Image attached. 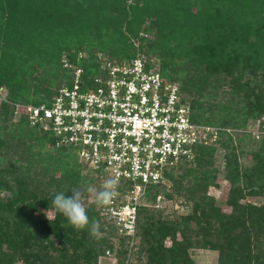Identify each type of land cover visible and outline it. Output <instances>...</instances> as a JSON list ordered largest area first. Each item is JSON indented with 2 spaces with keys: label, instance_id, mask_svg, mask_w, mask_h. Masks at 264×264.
Returning a JSON list of instances; mask_svg holds the SVG:
<instances>
[{
  "label": "trees",
  "instance_id": "1",
  "mask_svg": "<svg viewBox=\"0 0 264 264\" xmlns=\"http://www.w3.org/2000/svg\"><path fill=\"white\" fill-rule=\"evenodd\" d=\"M136 55L153 58L177 84L192 121L231 131L219 130L212 144L194 147L191 160L166 168L164 182L146 186L137 259L127 264H197L194 247L215 251L216 264H264V136L235 131L264 115V0H0V87L10 102H0V264H96L106 251L126 252L128 237L99 216L90 194L87 215L100 222L99 238L55 212V192L102 190L99 175L12 103L48 105L73 68L91 86L101 61ZM217 144L222 163L214 166ZM243 154L247 164L238 161ZM219 171L229 212L207 194ZM182 192L187 213L170 218L155 208L156 195ZM253 196L262 199L242 201Z\"/></svg>",
  "mask_w": 264,
  "mask_h": 264
},
{
  "label": "built area",
  "instance_id": "2",
  "mask_svg": "<svg viewBox=\"0 0 264 264\" xmlns=\"http://www.w3.org/2000/svg\"><path fill=\"white\" fill-rule=\"evenodd\" d=\"M153 60L136 55L101 61L102 73L93 77L91 86L81 80L82 68L75 67L70 84L60 86L48 105L12 103L15 114L50 131L55 146L75 148L78 160L99 175L101 186L118 177L117 195L108 205L98 204V213L129 244L136 236L146 186L164 182L166 168L191 160L194 147L214 142L219 130L231 131L192 121L177 84L165 80ZM2 101L10 103L0 87ZM250 133L259 138L264 128L256 126ZM161 198L155 196V207Z\"/></svg>",
  "mask_w": 264,
  "mask_h": 264
},
{
  "label": "rangeland",
  "instance_id": "3",
  "mask_svg": "<svg viewBox=\"0 0 264 264\" xmlns=\"http://www.w3.org/2000/svg\"><path fill=\"white\" fill-rule=\"evenodd\" d=\"M221 92H219V95L217 96V99H221L220 96ZM260 119H255L251 120L248 119L247 122L245 123L244 126L236 128V134L240 135L243 133L250 134V131L255 130L256 126H259ZM252 136V135H251ZM254 137V136H253ZM256 138V137H254ZM212 144V143H209ZM223 151L218 147V144L216 145V150L213 153V163L214 166L220 165L221 162V153ZM238 161L241 164H247L249 162V155L248 154H243L239 155ZM221 172L219 171L218 174L216 175V179L214 181V184L210 185L207 188V194L212 196L214 199V203L219 205L221 209L225 212H229V207L225 204V197L228 189V183L227 181L223 180L221 177ZM171 182H168V187ZM185 199V195L180 194V195H174L173 198L170 200H165L161 198L158 202V206L155 208H161L162 209V214H166L168 217H177L180 214H185L189 211L188 206L185 207L182 204V200ZM262 197L260 196H253V197H245L242 199V201H250L252 203L258 204L261 201ZM42 213L48 217L52 216L53 211L48 210V211H42ZM114 240V247L115 249L118 248L117 240ZM138 243V237L135 236L133 239L132 243L129 244V240L125 242V248L127 249L126 252L122 254L116 253L115 250L112 252H108L107 254L104 253L102 256H100L97 260L96 264H121L120 262L123 260L124 264H127L128 262H133L137 259L136 257V245ZM164 243L168 245L170 242L166 238L164 240ZM191 257L194 259V261L197 264H216V252L213 250H208V249H203V248H191ZM140 258L144 259V255L142 254ZM14 264H23L22 262L18 261L15 262Z\"/></svg>",
  "mask_w": 264,
  "mask_h": 264
},
{
  "label": "clouds",
  "instance_id": "4",
  "mask_svg": "<svg viewBox=\"0 0 264 264\" xmlns=\"http://www.w3.org/2000/svg\"><path fill=\"white\" fill-rule=\"evenodd\" d=\"M117 186L118 177L106 179L102 185V190H97L92 186L87 189L71 186L63 191L55 192L51 197V206L56 213L67 219L69 225L76 229H83L90 225V235L99 238L100 222L96 219L90 221L85 203L86 196L90 194L96 204L108 205L117 195L115 191ZM69 192L71 195H66ZM46 217L48 218L47 215Z\"/></svg>",
  "mask_w": 264,
  "mask_h": 264
}]
</instances>
